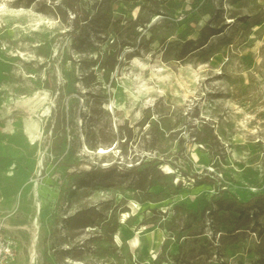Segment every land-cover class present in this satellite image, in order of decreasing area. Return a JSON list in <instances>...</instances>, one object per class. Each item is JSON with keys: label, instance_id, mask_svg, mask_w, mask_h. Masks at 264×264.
Returning <instances> with one entry per match:
<instances>
[{"label": "rangeland", "instance_id": "374dc122", "mask_svg": "<svg viewBox=\"0 0 264 264\" xmlns=\"http://www.w3.org/2000/svg\"><path fill=\"white\" fill-rule=\"evenodd\" d=\"M68 1L0 0V264H264V0Z\"/></svg>", "mask_w": 264, "mask_h": 264}, {"label": "bare ground", "instance_id": "6f19581e", "mask_svg": "<svg viewBox=\"0 0 264 264\" xmlns=\"http://www.w3.org/2000/svg\"><path fill=\"white\" fill-rule=\"evenodd\" d=\"M44 89H37L29 95H24L16 100V105L25 108L27 114L22 118V130L24 134L34 141L39 133V120L35 116L43 115L48 109L45 108L43 102L46 98ZM36 112L38 114H36ZM3 118H5L6 129H11L12 112L8 108L2 110ZM101 149L100 151H104ZM39 205V204H38ZM136 242V240H134Z\"/></svg>", "mask_w": 264, "mask_h": 264}, {"label": "trees", "instance_id": "16d2710c", "mask_svg": "<svg viewBox=\"0 0 264 264\" xmlns=\"http://www.w3.org/2000/svg\"><path fill=\"white\" fill-rule=\"evenodd\" d=\"M64 2L66 4V6L69 7L74 13V20L73 21H74V28H76L78 25V21H79L78 10L75 7V5L72 4V2H70L68 0H64ZM87 15L88 14L83 15L80 21H86ZM106 20L110 21L112 29H114L115 31H118V29L121 25V21H122L121 17H117V18H113V19L109 17ZM213 33H216V32H213ZM125 44H128V43H125ZM62 118H63V116H62ZM158 161H159V159L157 157H151L150 159H148L146 161H143V162L139 161L137 164L132 166V168L130 170L133 174H140L142 167H144L145 165L151 164V163H157ZM115 167H116L115 164H111L107 167H102V168L92 166V171L100 170V171H104V172H110V171H113L115 169ZM194 176H195V174H194ZM206 179L208 181L212 182L211 178L207 177ZM263 198H264L263 194H258V195L250 197L249 199H247L245 201H238V200H236V198H233V202L235 204H237L238 206L244 208V209H248V208L250 209L254 206V202L256 200L263 199Z\"/></svg>", "mask_w": 264, "mask_h": 264}]
</instances>
